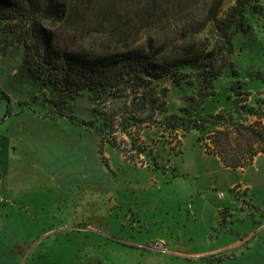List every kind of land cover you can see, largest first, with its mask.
<instances>
[{
    "label": "rangeland",
    "instance_id": "374dc122",
    "mask_svg": "<svg viewBox=\"0 0 264 264\" xmlns=\"http://www.w3.org/2000/svg\"><path fill=\"white\" fill-rule=\"evenodd\" d=\"M12 1L18 5L25 3L24 0ZM61 1H65L67 8L63 9L55 22H44L45 27L54 31L61 48L86 55L147 50L160 46L167 53H176L185 44V19H198L204 13V4L200 0H192L198 4L185 14L190 16H179L161 28H151L144 24L143 15L138 14L139 19L130 14L131 10L143 7L146 0H119L113 14L103 13L108 0H93L95 10L92 11L79 8L82 5L80 0H77L79 6L69 11L74 0ZM234 2L224 0L222 13L227 12ZM250 5L240 32L233 39L234 52L230 66L214 83L215 96L208 100L205 107L207 112L229 109L236 98L231 89L245 95L248 105L262 107L264 111V0H252ZM15 23L17 30L20 21L16 20ZM207 37L210 34L204 31L196 36V42L202 46ZM3 46L0 41V121L10 114L12 116L10 121L1 122L0 130L5 126L16 130L31 110L32 115L37 116L39 125L41 122L53 124L55 140H81L86 141V145L95 143L102 165L103 190L108 191L109 184L114 182L125 187L131 179L132 184L130 192L120 191L121 203L105 202L102 212L94 213L95 222L92 219L90 222L76 223L78 213L67 209L62 213L64 225L58 223L63 219L58 209L51 212L55 220L49 224L42 207L38 212L23 213L28 222L17 221L20 225L18 228L6 227L7 237L14 241L20 238L22 243L20 251L7 259L6 263L216 264L212 255L202 258L193 255H197V252L211 254L219 244L181 245L173 238L167 244L160 241L165 236L162 232L180 231L184 225H191L194 218L184 202L186 190L210 186L212 181L206 171L222 175L221 169L206 159L203 150L208 154V148L199 144L198 134L192 131L184 137L180 134L174 137L149 126L132 130V140L117 132L112 143L101 141L81 122L90 119L89 111L96 106L94 103L86 97L77 99L73 103V122L56 116L50 104L52 97L42 81L33 86L15 76L20 56L14 58L3 51L16 52L18 45ZM158 84L167 90L168 113H177L186 105V97L192 89L185 82L176 85L172 79L164 78ZM238 85L241 89H237ZM119 105L118 101L109 100L100 107L113 110ZM65 115L71 113L66 111ZM181 142L185 143L182 149ZM68 159L73 161L75 158L66 157L62 161ZM132 211L136 213L133 215ZM32 215L39 217L38 227H30L36 223L28 220ZM6 219L12 222V217ZM221 257L218 255L216 259L221 260Z\"/></svg>",
    "mask_w": 264,
    "mask_h": 264
},
{
    "label": "trees",
    "instance_id": "16d2710c",
    "mask_svg": "<svg viewBox=\"0 0 264 264\" xmlns=\"http://www.w3.org/2000/svg\"><path fill=\"white\" fill-rule=\"evenodd\" d=\"M24 1L18 5L12 0H0V41L3 48L18 45L16 52H3L14 58L20 56L15 72L19 80L33 86L42 81L52 97L50 104L56 116L73 122V103L86 97L97 107L89 111V120L81 122L107 143H112L117 132L132 140V130L149 126L174 137L193 131L198 134L197 141L208 148V154L218 156L232 170L246 168L264 152L262 107L248 105L245 95L231 89L236 98L229 109L207 112L205 108L215 96V81L230 66L233 39L240 32L252 0H235L225 13L224 0H200L204 13L198 19H185V44L176 53H167L160 46L91 55L61 48L54 31L45 27L44 22L60 18L67 8L65 1ZM118 1L108 0L103 13L113 14ZM80 2L79 8L95 10L93 0ZM197 4L192 0H146L143 7L130 14L143 15L146 27L161 28L179 16H190L185 14ZM78 6L77 0L72 1L69 11ZM16 20L20 21L17 30ZM204 31L210 37L201 46L196 36ZM164 78L172 79L176 85L185 82L192 89L186 105L177 113H168L167 90L158 84ZM237 89H241L239 85ZM109 100L120 105L113 110L100 107ZM66 111L71 115H65Z\"/></svg>",
    "mask_w": 264,
    "mask_h": 264
},
{
    "label": "crops",
    "instance_id": "0c3cea01",
    "mask_svg": "<svg viewBox=\"0 0 264 264\" xmlns=\"http://www.w3.org/2000/svg\"><path fill=\"white\" fill-rule=\"evenodd\" d=\"M28 113L16 130L6 126L0 130V264H7V259L20 251V238L7 237L6 227H20L17 221H27L23 213L38 212L42 207L49 224L55 220L51 212L58 209L62 214L67 209L78 213L76 223L95 222L93 215L102 212L105 202L121 203L120 191L132 189L129 179L125 187L110 183L107 194L102 188V165L95 143L55 140L53 124L39 125L37 116L31 110ZM11 116L3 120L10 121ZM184 144L181 142V149ZM203 153L222 175L206 171L210 186L186 190L184 202L194 218L191 225L162 232L165 236L160 241L167 244L173 238L181 245L219 244L211 254L193 255H212L216 264H264V152L246 168L236 170L225 167L218 156ZM66 157L75 159L63 162ZM6 217H12V222ZM61 219L58 223L64 225L63 214ZM28 220L36 221L31 228L38 227L39 217L32 215ZM218 255L221 260L216 259Z\"/></svg>",
    "mask_w": 264,
    "mask_h": 264
}]
</instances>
